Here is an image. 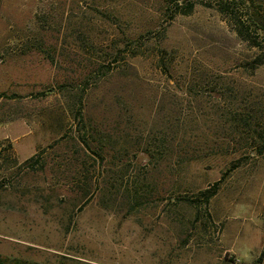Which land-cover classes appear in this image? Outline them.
Wrapping results in <instances>:
<instances>
[{
	"label": "rangeland",
	"instance_id": "rangeland-1",
	"mask_svg": "<svg viewBox=\"0 0 264 264\" xmlns=\"http://www.w3.org/2000/svg\"><path fill=\"white\" fill-rule=\"evenodd\" d=\"M177 4L0 0V264H264V62Z\"/></svg>",
	"mask_w": 264,
	"mask_h": 264
},
{
	"label": "trees",
	"instance_id": "trees-1",
	"mask_svg": "<svg viewBox=\"0 0 264 264\" xmlns=\"http://www.w3.org/2000/svg\"><path fill=\"white\" fill-rule=\"evenodd\" d=\"M171 1L178 5L177 0ZM196 1L213 7L223 15L232 25L236 36L252 48L253 54L248 62L250 67L255 68L264 62V13L258 16L252 10L253 0H181V7L190 10ZM13 264L24 263L14 261Z\"/></svg>",
	"mask_w": 264,
	"mask_h": 264
}]
</instances>
